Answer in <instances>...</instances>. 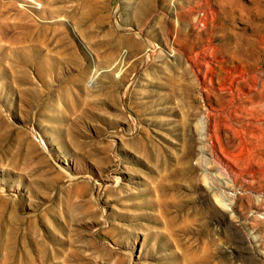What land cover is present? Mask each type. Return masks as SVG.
<instances>
[{"label": "rangeland", "instance_id": "obj_1", "mask_svg": "<svg viewBox=\"0 0 264 264\" xmlns=\"http://www.w3.org/2000/svg\"><path fill=\"white\" fill-rule=\"evenodd\" d=\"M263 103L264 0H0V264H264Z\"/></svg>", "mask_w": 264, "mask_h": 264}, {"label": "bare ground", "instance_id": "obj_2", "mask_svg": "<svg viewBox=\"0 0 264 264\" xmlns=\"http://www.w3.org/2000/svg\"><path fill=\"white\" fill-rule=\"evenodd\" d=\"M264 104V103H263ZM81 174H83V172H81ZM84 175V174H83ZM85 177V176H84ZM87 177V176H86ZM89 177V176H88ZM116 180V179H115ZM114 180V181H115ZM87 182H89V180H87ZM90 183V182H89ZM115 183V182H114ZM99 188V186H96L93 182H92V184H91V194H94L96 191H97V189ZM3 194V193H2ZM95 200H96V202H97V204L99 203L98 201V199L97 198H95ZM95 202V203H96Z\"/></svg>", "mask_w": 264, "mask_h": 264}]
</instances>
